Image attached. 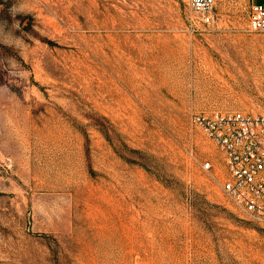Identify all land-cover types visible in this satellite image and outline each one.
Segmentation results:
<instances>
[{
    "label": "rangeland",
    "instance_id": "374dc122",
    "mask_svg": "<svg viewBox=\"0 0 264 264\" xmlns=\"http://www.w3.org/2000/svg\"><path fill=\"white\" fill-rule=\"evenodd\" d=\"M248 10L0 0V264H264V222L192 122L264 116Z\"/></svg>",
    "mask_w": 264,
    "mask_h": 264
},
{
    "label": "built area",
    "instance_id": "2783aa9c",
    "mask_svg": "<svg viewBox=\"0 0 264 264\" xmlns=\"http://www.w3.org/2000/svg\"><path fill=\"white\" fill-rule=\"evenodd\" d=\"M224 1L242 0H188V6L201 24L209 26ZM245 1L250 30L264 33V0ZM192 122L223 153L225 194L239 211L264 222V116L215 110L194 114ZM211 167L206 164L207 169Z\"/></svg>",
    "mask_w": 264,
    "mask_h": 264
}]
</instances>
